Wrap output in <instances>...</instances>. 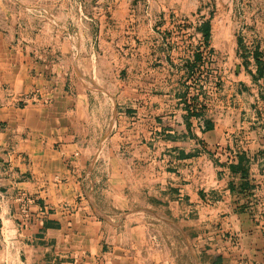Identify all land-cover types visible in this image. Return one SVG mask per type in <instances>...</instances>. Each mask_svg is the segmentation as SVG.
Instances as JSON below:
<instances>
[{
  "label": "crops",
  "instance_id": "crops-1",
  "mask_svg": "<svg viewBox=\"0 0 264 264\" xmlns=\"http://www.w3.org/2000/svg\"><path fill=\"white\" fill-rule=\"evenodd\" d=\"M97 1L98 53L75 46L81 0L57 8L81 15L71 49L21 58L17 89L1 73L0 234L33 264H264L258 10L232 0L218 24L201 6ZM202 46L231 63L227 85L198 84Z\"/></svg>",
  "mask_w": 264,
  "mask_h": 264
},
{
  "label": "rangeland",
  "instance_id": "rangeland-1",
  "mask_svg": "<svg viewBox=\"0 0 264 264\" xmlns=\"http://www.w3.org/2000/svg\"><path fill=\"white\" fill-rule=\"evenodd\" d=\"M83 2L86 4L83 10V19L89 22V26L87 27L86 24L85 26L89 29L90 41L87 44L84 39V43L78 41L79 43H76L75 46L77 50H82L84 55L98 53V46L94 45L91 37H94L96 22L100 17L98 6L103 4L104 1L83 0ZM238 2L241 4L247 3L251 9L258 10L259 17L264 22V0H235V3ZM167 3L181 8L184 7L185 12H193L194 8L197 10L201 6L203 17H218L221 19L218 24H221L223 19V22L226 20L225 11L226 9L227 12L230 10L229 7L232 0H168ZM66 4H71L73 7L79 6L81 0H0V80L3 79H1V73L5 72L8 73L6 75H12L13 81H9L8 85L17 89L20 87L21 81L14 78L12 70H17L21 64L25 65V69L31 68L34 64L32 61L22 62L21 58L29 56L31 58L40 57L41 54L50 52L51 46L56 49L55 51L60 52H66L69 48L71 49V46L67 49V46L60 44L61 40L59 39L67 37L66 33L77 36L76 31H78V28L76 30L74 24H78L77 19L81 15L75 14L74 10L69 14H57L59 11L57 8ZM60 23H70L72 25L71 28L62 30L59 27ZM201 54L200 70L203 77H201L200 83L203 82V84H198L205 86V79L209 80V75L215 71L218 74V79L214 82H217L218 85L219 83H226L227 85L230 80L228 79L229 76L233 75L231 63L226 59L217 61L207 52L204 46H202ZM89 64L91 65L89 62L83 61L82 66H89ZM22 69L24 70V66ZM88 79L89 81L93 80V78L89 77ZM20 80H22L21 77ZM73 81L77 86V78L73 77ZM90 143L93 144L94 142ZM158 228H161V225ZM163 228L166 227L164 226ZM14 236L7 232L0 234V264H33L31 259H29V253L20 247L17 243V238Z\"/></svg>",
  "mask_w": 264,
  "mask_h": 264
},
{
  "label": "trees",
  "instance_id": "trees-1",
  "mask_svg": "<svg viewBox=\"0 0 264 264\" xmlns=\"http://www.w3.org/2000/svg\"><path fill=\"white\" fill-rule=\"evenodd\" d=\"M202 32H203V36H204L205 41H208V39L210 37V24H209V22H207V23H205L203 25ZM243 178H245L244 174H243ZM245 186L246 185L243 183L242 186H240V187H242L243 189H245L246 188ZM220 258L221 257L219 255H216L214 257V263L215 264H220V261H221Z\"/></svg>",
  "mask_w": 264,
  "mask_h": 264
}]
</instances>
